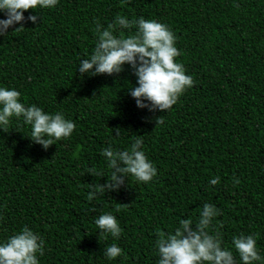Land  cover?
Listing matches in <instances>:
<instances>
[{"label": "trees", "instance_id": "16d2710c", "mask_svg": "<svg viewBox=\"0 0 264 264\" xmlns=\"http://www.w3.org/2000/svg\"><path fill=\"white\" fill-rule=\"evenodd\" d=\"M118 14L174 32L177 62L195 83L171 109L137 107L128 64L112 75L79 72L98 39L95 21L107 27ZM29 15L37 22L0 35V87L18 90L26 106L62 112L76 128L47 149L31 141L22 118L0 129V243L26 225L45 242L40 264H158L157 230L174 233L209 203L221 210L212 224L237 264L232 239L241 233L255 236L264 257V0H58ZM137 135L157 176L125 177L89 201L90 183L110 175L102 150H126ZM93 167L104 176L88 173ZM104 213L117 217L118 238L100 234L95 220ZM112 244L123 254L109 260Z\"/></svg>", "mask_w": 264, "mask_h": 264}, {"label": "clouds", "instance_id": "9594fccd", "mask_svg": "<svg viewBox=\"0 0 264 264\" xmlns=\"http://www.w3.org/2000/svg\"><path fill=\"white\" fill-rule=\"evenodd\" d=\"M57 4L58 0H0V11L7 16L0 19V35H5L9 27L17 23L20 27L14 31L23 28L26 20L37 22V15L25 18V11L37 7L54 8ZM133 28L135 32H132ZM124 30L129 34L125 35ZM93 31L98 37L95 48L89 58L80 61L79 72L82 76L84 73L112 75L122 72L125 64L130 65L138 86H132L128 91L135 98L137 107L165 112L194 85L195 81L186 74L183 63L177 62L182 50L177 48L174 32L167 24L144 17L129 19L118 14L107 27L96 20ZM20 97L18 90L0 87V129L8 132L12 118H22L24 124L31 126V141L45 149L71 136L76 128L74 121L66 119L62 112L50 114L36 104L26 106ZM163 123L162 116L156 118V125ZM119 134L117 128L116 135ZM143 143L142 136L137 135L126 150H114L111 145L102 150L110 175L106 184L90 183L89 201L106 191L119 189L125 183V177L133 176L137 182L148 183L157 176V168L145 154ZM87 172L97 178L104 176L94 167ZM219 182V176L210 180L211 185ZM233 183L238 185L240 181L234 178ZM220 211L215 205L205 203L197 220L181 219L174 233L157 230L158 264H237L233 251L222 247V234L212 224ZM95 224L101 235L111 234L114 238L121 235L117 217L111 213L101 214ZM44 243L39 234L25 225L0 243V264H40L38 255H44ZM232 245L242 264L258 261L264 264L254 235L241 233L234 236ZM122 254L123 249L116 244L107 246L104 251L109 260Z\"/></svg>", "mask_w": 264, "mask_h": 264}]
</instances>
